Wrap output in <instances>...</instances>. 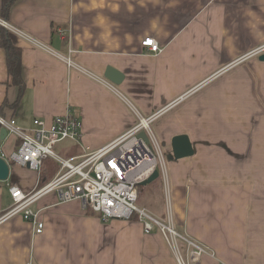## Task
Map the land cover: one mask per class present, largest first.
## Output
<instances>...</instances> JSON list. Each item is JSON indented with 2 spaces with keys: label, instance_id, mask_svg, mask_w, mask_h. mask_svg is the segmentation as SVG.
Instances as JSON below:
<instances>
[{
  "label": "crops",
  "instance_id": "crops-1",
  "mask_svg": "<svg viewBox=\"0 0 264 264\" xmlns=\"http://www.w3.org/2000/svg\"><path fill=\"white\" fill-rule=\"evenodd\" d=\"M2 8L0 0V115L31 129L37 119L49 125L78 113L80 144L57 146L76 149L71 159L165 110L152 123L166 168L158 178L164 211L155 216L211 250L199 264H264V62L235 63L264 45V0H16L6 18ZM3 27L19 35L21 86L8 69ZM146 38L162 51L143 49ZM62 57L105 80L113 67L124 79L118 88L107 80L111 90ZM179 135L193 155L174 157ZM18 144L8 135L0 155L8 159ZM54 160L41 171L8 162L0 215L12 206L11 186L28 192L55 177ZM34 210L41 234L20 216L0 225V264H178L161 232L145 233L138 220L105 222L55 193Z\"/></svg>",
  "mask_w": 264,
  "mask_h": 264
},
{
  "label": "built area",
  "instance_id": "built-area-1",
  "mask_svg": "<svg viewBox=\"0 0 264 264\" xmlns=\"http://www.w3.org/2000/svg\"><path fill=\"white\" fill-rule=\"evenodd\" d=\"M27 40L41 47L33 38L27 37ZM141 46L153 53L162 51L153 38H146ZM263 53L264 45L235 63ZM62 59L70 69L115 90L110 82L84 69L70 57ZM178 101L172 104L175 105ZM164 111L160 110L146 119H140L127 133L102 148L86 149L81 156L71 159L61 157L55 149L68 141L80 144L82 121L78 113L68 111L65 115L53 118L49 125L37 119L31 129H23L17 125L15 119L0 115V127L6 129L7 136H15L19 140L16 149L6 159L7 162L35 171H41L43 162L50 157L59 164L55 177L40 188L24 192L17 186L10 187L12 206L0 215V225L20 216L34 226L35 234L43 233L44 223L39 220L34 206L44 196L55 193L61 203L78 200L85 209L99 213L105 222L132 220L136 217L143 223L144 232L147 234L157 227L178 264H199L203 254H212L209 248L180 231L170 218L160 219L138 205V186L156 170L166 176L161 148L152 129V123ZM141 132L146 134L148 141L139 136Z\"/></svg>",
  "mask_w": 264,
  "mask_h": 264
},
{
  "label": "water",
  "instance_id": "water-1",
  "mask_svg": "<svg viewBox=\"0 0 264 264\" xmlns=\"http://www.w3.org/2000/svg\"><path fill=\"white\" fill-rule=\"evenodd\" d=\"M259 60L264 62V53L259 56ZM104 77L109 80L114 85H120L124 77L121 72L113 67H108L105 71ZM145 141H148V138L144 132H141L139 135ZM7 137V131L5 128L0 130V143L4 141ZM173 154L176 159H183L193 155V148L189 137L187 135H179L173 138L172 141ZM159 171L156 170L151 177L141 183L142 186L150 184L159 178ZM10 176V164L6 159L0 156V181H7Z\"/></svg>",
  "mask_w": 264,
  "mask_h": 264
},
{
  "label": "trees",
  "instance_id": "trees-1",
  "mask_svg": "<svg viewBox=\"0 0 264 264\" xmlns=\"http://www.w3.org/2000/svg\"><path fill=\"white\" fill-rule=\"evenodd\" d=\"M15 1L16 0H2L3 16L5 18L7 17V11L11 8ZM17 39H19L18 34L3 27L1 36V46L5 49L7 54L8 69L10 74L13 76L14 82L17 85L21 86V49L17 46ZM143 188L144 187L142 185L138 186V190H142Z\"/></svg>",
  "mask_w": 264,
  "mask_h": 264
},
{
  "label": "rangeland",
  "instance_id": "rangeland-1",
  "mask_svg": "<svg viewBox=\"0 0 264 264\" xmlns=\"http://www.w3.org/2000/svg\"><path fill=\"white\" fill-rule=\"evenodd\" d=\"M251 57L256 58L258 56H251ZM247 59H250V57H248ZM247 59H245V60H247ZM245 60L242 62H239L238 64L245 62ZM114 86L116 88L119 87L117 85H114ZM158 141H159V139L157 140V142ZM150 144L153 147V144L152 143H150ZM159 144H161L160 141H159ZM56 152L62 157L69 158V157H71L72 154L76 153V149L71 150V146H70L68 149L59 150L57 147ZM162 152H163V155H166V153H164V151H163V148H162ZM52 160H54V159L50 157V158L46 159L45 162L46 161H52ZM138 205L140 207L146 208L153 215H156V211H162V212L164 211L163 185L161 184L160 180L156 181L155 183H153L152 186H150L148 188L139 190ZM133 220H138V218L134 217ZM156 230H158L157 227H156Z\"/></svg>",
  "mask_w": 264,
  "mask_h": 264
}]
</instances>
